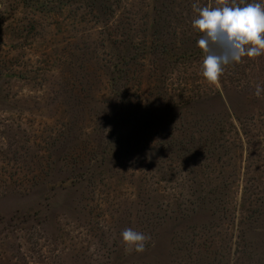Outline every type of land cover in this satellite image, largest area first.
I'll use <instances>...</instances> for the list:
<instances>
[{
	"label": "rangeland",
	"instance_id": "374dc122",
	"mask_svg": "<svg viewBox=\"0 0 264 264\" xmlns=\"http://www.w3.org/2000/svg\"><path fill=\"white\" fill-rule=\"evenodd\" d=\"M217 2L0 0V264H264V55L202 78Z\"/></svg>",
	"mask_w": 264,
	"mask_h": 264
},
{
	"label": "clouds",
	"instance_id": "9594fccd",
	"mask_svg": "<svg viewBox=\"0 0 264 264\" xmlns=\"http://www.w3.org/2000/svg\"><path fill=\"white\" fill-rule=\"evenodd\" d=\"M192 28L200 34L196 45L203 59L200 75L215 83L226 67L244 58L264 55V0H218L215 6L193 4ZM264 93L257 85L255 95ZM120 242L126 250L142 253L151 237L132 228L120 232Z\"/></svg>",
	"mask_w": 264,
	"mask_h": 264
}]
</instances>
